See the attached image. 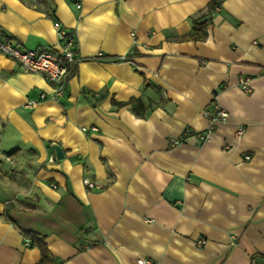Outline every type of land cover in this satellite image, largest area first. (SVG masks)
Wrapping results in <instances>:
<instances>
[{
  "label": "crops",
  "instance_id": "1",
  "mask_svg": "<svg viewBox=\"0 0 264 264\" xmlns=\"http://www.w3.org/2000/svg\"><path fill=\"white\" fill-rule=\"evenodd\" d=\"M56 22L62 98L0 53V264H264V0H0L21 49Z\"/></svg>",
  "mask_w": 264,
  "mask_h": 264
},
{
  "label": "built area",
  "instance_id": "2",
  "mask_svg": "<svg viewBox=\"0 0 264 264\" xmlns=\"http://www.w3.org/2000/svg\"><path fill=\"white\" fill-rule=\"evenodd\" d=\"M215 8L217 9L218 7L216 6ZM54 28L58 31L63 42L57 51L24 50L11 41H2L0 39V53L16 61L25 72L40 74L43 79L50 84L53 90L51 98L53 100H58L64 96L66 91L69 68L75 56V45L73 38L65 36L57 22L54 23ZM250 80V77H242L238 83L239 88L244 92L250 91ZM39 99L44 100L45 96L40 95ZM36 104V101L30 100L26 102V107L33 108ZM205 116L209 119V126L205 132L196 134V137L201 140H208L210 138L214 123L216 121H224L227 117V113L217 110L215 113L205 112ZM178 144L179 141L177 140L170 141L171 147ZM245 158L248 159L249 157L246 156ZM83 184L88 189H101L100 186L89 179H83ZM52 187L56 188L54 185ZM198 244L202 245L204 242L199 241ZM138 263L152 264L150 261L144 259H140Z\"/></svg>",
  "mask_w": 264,
  "mask_h": 264
},
{
  "label": "trees",
  "instance_id": "3",
  "mask_svg": "<svg viewBox=\"0 0 264 264\" xmlns=\"http://www.w3.org/2000/svg\"><path fill=\"white\" fill-rule=\"evenodd\" d=\"M218 5H219V2H217V1L211 2L208 5V11H212ZM205 36H206L205 27L203 25H197L196 21H194V27L192 29V34L190 37L193 40H203L205 38ZM96 58L100 59L98 57H96ZM119 60L120 61H126V60H129V57L125 56ZM136 113L139 114L138 109L136 110ZM25 235L30 237L32 245L36 246L38 248V250L40 251L41 257H40L38 264H49L50 259H49V255H48V250L46 248V245L44 244L43 236H39V235L32 233V232H27V233H25Z\"/></svg>",
  "mask_w": 264,
  "mask_h": 264
},
{
  "label": "water",
  "instance_id": "4",
  "mask_svg": "<svg viewBox=\"0 0 264 264\" xmlns=\"http://www.w3.org/2000/svg\"><path fill=\"white\" fill-rule=\"evenodd\" d=\"M52 148L54 150V153H55L56 158L57 159L62 158V156H63L62 149L58 145H56V144H53L52 145Z\"/></svg>",
  "mask_w": 264,
  "mask_h": 264
}]
</instances>
